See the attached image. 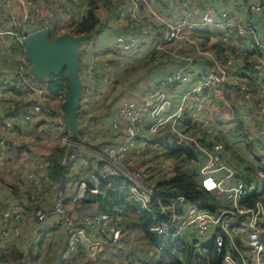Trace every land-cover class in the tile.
<instances>
[{
    "label": "built area",
    "instance_id": "obj_1",
    "mask_svg": "<svg viewBox=\"0 0 264 264\" xmlns=\"http://www.w3.org/2000/svg\"><path fill=\"white\" fill-rule=\"evenodd\" d=\"M60 1L65 3L67 0ZM70 1L74 6L82 4L80 0ZM126 1L128 7L119 10L118 16L133 20L140 28V36L138 38L117 36L102 49V52L108 50L114 54L125 53L134 58H143L148 53L166 50L167 46L176 41L192 44L194 41L189 37L192 33L207 26H216L224 30L218 38L224 55L220 57L215 52L204 51L209 54L206 58L211 59L214 70L199 78L193 86L190 84L193 71L188 66L195 59L191 55H185L182 57L184 66L172 71L165 80H160L145 99L140 102L122 101L116 111V117L110 122V127L118 132L121 139L114 144H101L99 148L90 143L91 134L98 124L91 107L97 106L102 97V92L97 88L101 65L90 64V60L95 59L97 53L95 47L85 43L80 47L88 83L81 86L76 110L79 129L75 139L71 138L70 129L63 121L61 108L66 99L65 89L57 94H51L48 90L28 81L25 72L30 64L23 56L19 62L23 89L34 93L37 99L31 101L22 112L0 120V174L4 173L2 171L11 160L9 150L16 153L25 151L20 150L21 147L16 142L17 133L29 131L32 124L44 116L47 117L49 112L54 117L51 125L60 134L63 145L65 144L66 150L61 163L67 169L62 178L52 180L48 175L46 158L40 157L30 162L21 157L14 160L12 168L7 171L12 175V170L14 171L15 179L28 190L29 198L35 206L36 224L32 229L29 245H34L37 236L44 230L59 229L63 231L65 237V248L57 257L56 264H101L108 261L125 263L127 232L122 224L124 207L117 204L114 198L119 201L132 200L139 210L152 211L150 205L152 186L147 184L143 171L128 157L133 152L140 154L147 143L151 149L153 147L159 149L162 144H168L170 140L157 139L159 132L168 129L176 134L177 143L183 141L194 143L196 149L205 155L206 159L200 168V184L205 190L221 195V198L218 199V207L213 212L199 207L181 195L158 198L156 212L160 219L151 226L150 231L155 235L173 239L186 234L200 243L209 238L214 245L218 264H264V168H256L249 173L245 170L234 171L222 157L225 148L222 140L213 141L210 146H205L193 137L179 132L177 126L190 96L209 87L221 92L217 87L219 84L229 82L232 77L230 69H237L236 73H240L242 67H245L246 59L242 56L247 54V49L244 39L240 40V37L246 35V29L239 22L227 18L225 13L224 18L216 21L211 12L206 11L196 19L183 17L169 25L165 38L169 39V42L159 40L157 44H163L161 49L152 48L146 51L138 48L146 31L142 28V20L136 16L137 0H129L130 5L128 0ZM84 3L86 6V2ZM252 8L259 10L257 5H253ZM23 36L18 39L19 43L22 42ZM252 47L259 52L264 51V38H255ZM87 55L88 60H85ZM179 85L187 88L181 95L178 106L173 110V100L167 96L168 90ZM239 88L243 102H252L245 85L239 84ZM1 90L0 85V96ZM47 102L58 110H50L46 106ZM220 116L222 119L229 117L225 111L221 112ZM257 117L263 120L264 108L258 107ZM122 121H125V126L122 125ZM206 125L212 126L207 122ZM66 131L69 133L66 134ZM143 131L146 135L141 136ZM258 133L264 138V126ZM152 135L155 138L153 143L149 138ZM139 139L141 148L136 152L135 147ZM216 144H219V147ZM5 188L13 190L11 186ZM72 190L74 193L70 195ZM111 192L120 195L111 198L109 196ZM253 194H260L262 199H254L249 203V198ZM88 196L106 198L111 207L103 211L97 204H93L96 206L94 210L81 212L78 203ZM65 203L72 206L69 210L73 211V216L65 208ZM49 205L51 209H48ZM23 222L24 209L17 198L8 199L7 202L0 201V250L4 252L9 250L8 242L21 235ZM81 253L85 257L83 260L79 258Z\"/></svg>",
    "mask_w": 264,
    "mask_h": 264
},
{
    "label": "crops",
    "instance_id": "obj_2",
    "mask_svg": "<svg viewBox=\"0 0 264 264\" xmlns=\"http://www.w3.org/2000/svg\"><path fill=\"white\" fill-rule=\"evenodd\" d=\"M199 1L202 2L203 7L199 9L198 11H193L192 8H195L197 3ZM213 1V6L209 5L210 2ZM55 5L59 7L58 5L62 3L60 0H56ZM86 6H87V1ZM82 2V5L80 7L73 6L70 3H62V8L69 13V15L72 16L71 20H77L80 17H82L86 11L85 3ZM129 2V0H128ZM137 2V4H136ZM135 2L136 4V16L142 20L143 25L142 28L146 31V33L143 35L142 38V44L138 46L139 49H152L154 46L159 43V39L162 40V36L166 31L167 24H173L176 23L178 20H180L183 17H189L191 19L198 18L201 14H203L206 11H210L211 14L214 16L215 20L218 21L223 17V13L226 14L227 18H232L234 21L239 22L242 24V26L246 29L247 33L244 37H240V40L244 39L245 46L247 49V54L244 56H248L249 59H256L264 61V51L254 54L252 51L256 52V50L253 49V41H255V38L259 37L264 38V0H137ZM23 4V2H22ZM108 6L103 5L101 2L99 3V9L97 11L98 18H99V24L96 28V30L92 33V36L86 40L85 44L90 45L92 47H95L96 55L94 56L95 59L98 61V63L101 65V73L98 77L97 82V88L102 92L101 100L99 101V104L97 106H92L91 109L93 113L95 114L96 118L98 119L97 127L93 130L90 138V143L94 145L95 147L101 146V144L110 143L114 144L118 141H120L121 136L118 135V132L113 130L110 127V122L116 117V110L118 107H120L122 101L124 100H135L136 102H140L143 99H145L155 84L161 79L159 75H156L157 72L149 73L148 76H153L147 83L146 76L139 79L137 76L132 77L131 81H129L130 88L127 87L124 88L120 86L121 80L126 77L129 72H133L135 70H140L135 68V66L139 63L141 59H133L129 57L125 53H119V54H111L108 50L104 53L102 52V49L106 47V45L110 44L117 36H126L128 38H138L140 36V28L137 26L133 20H130V18H121L118 16V11L121 9H126L128 7V3L126 0H113L107 2ZM24 5V4H23ZM50 5V4H49ZM130 5V2H129ZM195 5V6H192ZM253 5H257L259 7V10H254L252 8ZM210 6L212 8H210ZM215 6V8H214ZM50 7V6H48ZM23 9L25 7L23 6ZM154 9V10H153ZM100 10H103V13H100ZM65 11V12H66ZM26 12V11H25ZM26 14V13H25ZM103 14V15H102ZM50 23H53V18H47ZM35 28V27H34ZM40 28L36 27L34 30H31V33L36 30H39ZM224 32L223 29L218 28L216 26H207L200 30H198L196 33H192V36L200 37L199 39H202L204 44L208 46L209 50L212 52H215L218 56L222 57L224 55L223 51L219 55L220 52H218L217 48L215 47L216 44H218V38L219 36ZM59 35V33H57ZM147 34V35H146ZM198 39V38H197ZM198 39V40H199ZM10 42V40L1 41L0 44H6L5 48H7V44ZM232 40L229 41L231 43ZM89 43V44H88ZM185 43L182 41H176L173 43V50L174 55L171 56L166 60H162L161 63H157V67L159 68V71H167L170 70V72L175 71L179 69L180 67L184 66V61L182 59L183 55H191V53L195 50V43L190 44L189 46H185ZM239 46L237 47V49ZM175 49L177 51H175ZM82 51V48L81 50ZM81 60H82V56ZM195 61L188 66L190 70L193 71L192 79L190 80L191 86H193L199 78L203 77V70L202 67H208L207 62L203 59L194 57ZM124 60V63L122 62ZM83 61V60H82ZM144 62V61H142ZM251 63H248L250 65ZM257 64V63H255ZM254 64V65H255ZM124 67V68H123ZM134 67V70L131 69ZM264 67V65L260 66ZM30 68V65H29ZM123 69V72H120L118 69ZM147 67H144L145 69ZM251 68L245 67L243 69V72L236 73L237 69L231 68L232 77L222 88L223 85H219L221 92H217L219 94H215V89L212 87H209L208 89L204 90L203 92L194 94L190 96L189 102L187 107L183 110V113L181 115V118L179 119L177 126L178 129L185 131L188 126H191V131L187 132L186 134H189L191 136H194L193 134L195 132V129L199 130L200 133H203L205 130L208 131V133L219 135L220 133L224 134L225 140H228V144L230 149L237 154L245 161L244 166L250 167L251 171L253 169H256L257 167V161H253V157L250 155L249 151L255 153L259 151L260 148L263 149L264 147V138L262 136L259 137L258 131L260 130L264 125V118L263 120L258 119V105L256 106L254 104V108H250L248 110L251 114H248V111L246 110V113L248 115H245V102L242 103V106L238 108L237 103L240 102L239 99L240 95L238 96V88L239 84L242 82H245L247 84L248 77L240 75L241 73L246 74V71ZM84 69V68H83ZM164 72V73H165ZM255 72H257V69L255 68ZM81 73H83L81 75ZM166 74V73H165ZM164 74V75H165ZM168 74V73H167ZM166 74V75H167ZM163 75V76H164ZM165 75V76H166ZM247 75V74H246ZM14 74H8L7 76L0 77V85L2 87L1 90V96H0V120L5 117H10L14 113L22 112L27 106H22V104L27 103V105L31 101H35L37 98H35V94L29 91H25L23 89L22 82H12ZM78 76L79 80L81 82V86L86 85L88 83L86 74L82 70L79 73L78 70ZM164 76V77H165ZM249 76V75H248ZM258 81V84L256 82L257 88H264V78H260L258 76H254ZM163 78V77H162ZM30 82L32 84H35L39 86L41 89L48 90L51 94L52 93L47 84L44 82V80H37L32 77H28ZM125 80V79H124ZM123 80V82H124ZM130 80V79H129ZM122 82V83H123ZM186 86H177L174 89L168 91V97H170L173 100V110L176 108L179 104L181 95L186 91ZM117 92V93H116ZM124 92V93H123ZM215 94V95H214ZM28 95H30V98L27 100ZM221 96V97H219ZM225 97V101L222 103L218 102V98ZM259 102L264 100V97L262 99H256ZM17 103L20 105L18 106ZM113 104H116L113 106ZM232 105L230 106L227 105ZM46 106L50 110H58L54 108L51 104L46 103ZM227 108H230L228 110ZM234 108L238 112V114L244 119V128L246 129L248 140H250L249 145L245 141H242L240 138L233 139L231 137L226 136L225 130H229L230 127L233 126L234 122ZM62 111V108H61ZM227 112L229 117H226V119H222L220 114L221 112ZM63 112V111H62ZM214 114L217 115V122L221 123L220 127L222 126V130L219 128L217 129L216 125L215 127H208L205 122V117L214 118ZM213 115V116H212ZM245 117H247L250 120H253L254 127H252L250 124H247ZM53 115L51 112L47 113V117L44 116L40 118V120L32 124L30 127L28 134L30 135L33 133V141L34 143H38L40 145L31 146L29 148L31 158H46L48 159V155L51 151L54 149H51L53 145H55V142L60 143V134L58 131H56L53 128L52 120ZM190 118V119H188ZM205 119V120H204ZM45 121V122H44ZM185 121V123H184ZM148 120L145 121V125H147ZM122 125L125 126V121H122ZM76 126H77V115H76ZM261 126V128H259ZM68 127V126H67ZM180 127V128H179ZM206 127V128H205ZM35 130V131H34ZM169 132H172L171 130H168ZM220 131V133H219ZM22 133V134H19ZM25 132H18L17 138L21 139L24 137ZM162 132H159V134ZM146 135V132L143 131L141 133V136ZM197 136V134H196ZM200 137V136H197ZM196 137V138H197ZM144 138V137H142ZM161 139V136H160ZM167 139V138H165ZM215 141V138L213 137ZM171 138L169 137V139ZM226 140V141H227ZM201 141V140H200ZM204 142L205 146H210L206 141L202 140ZM141 140L136 144V152H138L141 148L140 145ZM61 144V143H60ZM235 144V145H233ZM20 145V144H19ZM20 150H27V147L20 145ZM161 148L157 149L158 151ZM225 149V148H224ZM135 153V152H133ZM145 153L136 154L137 156H131L129 154L128 159L134 160L135 158L141 159L146 158L144 157ZM199 159H200V166L201 167L204 164V161L206 159L205 155L201 152L198 153ZM236 155V153H235ZM162 156V155H161ZM224 156L225 159L230 161L228 157V151H225L224 154L222 152V157ZM236 157V156H235ZM235 159V158H234ZM172 160V159H171ZM231 162V161H230ZM171 163H174L171 161ZM249 164V166H247ZM244 166L241 167L242 170H244ZM259 166V165H258ZM253 168V169H252ZM16 190V191H15ZM12 191L7 190L6 188L3 189L0 186V201L4 202L6 199L18 197L24 195L25 201L29 199V193L28 190L24 187L23 191L19 190V188H15ZM91 205V206H90ZM86 205L84 208L81 209L82 212H87L94 210L96 206H93V204ZM96 205V204H94ZM105 207H111V204L109 201H105ZM136 209L138 207L134 205ZM81 208V207H80ZM126 210V208L124 209ZM139 210V209H138ZM125 212V211H124ZM124 215V214H123ZM30 217V215H26L24 218V222L22 225V234L20 237L25 236L27 233H32L33 227L29 224H26L25 221H27ZM34 219V218H33ZM124 219V216H123ZM123 224V220H122ZM123 226L126 229V232L128 233V225L125 223ZM32 229L30 230V228ZM49 230V229H48ZM56 229L52 231V234L50 236L52 242H45L43 241L41 244L39 243L38 250V256L41 258V262L43 264H52V260L56 257V252L60 250L62 246H64V234L63 232ZM29 235V234H28ZM31 236V234H30ZM29 236V238H30ZM13 238L11 241H9L10 244L9 250L6 251V253H11L13 249L15 250H21V243L19 241V238ZM28 238V237H27ZM60 240V241H59ZM55 241V242H54ZM54 242V243H53ZM55 248L58 247L57 251L50 252L44 255L42 254L43 251H46L48 248ZM126 255L129 254L130 251L126 247ZM4 252V251H3ZM43 256V257H42ZM50 258V262L49 261ZM1 261H5L3 258H1ZM9 263H14V261L8 260ZM36 259L31 258V260H28L25 256L23 260L18 262L19 264H37ZM39 262L38 264H40ZM101 264H117L115 261H108V263H101Z\"/></svg>",
    "mask_w": 264,
    "mask_h": 264
},
{
    "label": "trees",
    "instance_id": "obj_3",
    "mask_svg": "<svg viewBox=\"0 0 264 264\" xmlns=\"http://www.w3.org/2000/svg\"><path fill=\"white\" fill-rule=\"evenodd\" d=\"M23 2L22 6L27 9L25 14V18L22 19V21H27L28 24L32 27H38V28H45L48 32V35L50 38H54L57 34L55 32V28L53 26H49L50 23L47 18H44L40 13H38L39 9L35 8L38 6L48 5V4H55L56 0H21ZM81 2L87 1V0H80ZM67 3H70L74 6V3L70 0L66 1ZM102 3L105 6H108L107 2L105 0H88L87 1V7L84 15L80 17L77 20H71V22L67 26L66 32L72 33L74 35H81V34H91L93 33L98 24H99V18L97 11L99 9V3ZM27 4L28 7L25 6ZM82 4H77V7H80ZM61 10L66 11L62 8V3L58 5ZM3 11L0 10V13ZM67 12V11H66ZM9 19V17H8ZM8 19L5 22H8ZM21 21V22H22ZM27 24V25H28ZM24 24L21 23L20 29H17L16 26L11 25L9 29L6 31L10 32H16L20 34L21 29L24 28ZM11 34V33H10ZM26 34V33H25ZM24 34V35H25ZM147 35V34H146ZM160 40V39H159ZM3 41V40H2ZM86 40L83 41L82 44H84ZM81 44V45H82ZM80 45V47H81ZM217 48L219 55L222 52V45L218 42V44L215 45ZM81 49V48H80ZM20 51V54L22 57L24 56L23 47L22 44L19 43L18 40H16L15 36H11L9 47L6 48V52H13L11 54H14L16 51ZM11 51V52H10ZM253 53H258L259 51L256 50V52L252 51ZM1 53V52H0ZM79 50V71L81 72L82 65H81V55ZM173 54V44L166 47V50H160V51H154L152 52L150 59L146 60L145 62H142L140 64V67H148L150 63L153 61H156L158 59L166 60L170 56L167 54ZM16 55V54H15ZM15 55H10L13 62H10V60H7L6 58L3 60V63L5 65V68L3 71H0V77H5L8 74H10L9 69L11 67H14V61ZM171 55V56H173ZM185 56V55H183ZM247 56L244 57L246 59ZM147 59V58H146ZM13 63V64H10ZM83 63V61H82ZM161 63V62H159ZM250 63V62H248ZM247 62H245V67H250V69L247 68V70H251V73L248 75L241 73L240 75L248 77L247 84L249 87L252 86V88L257 89L256 82L258 81L255 76V67L254 63H251L248 65ZM84 65V63H83ZM244 67V69H245ZM134 70V67L131 69ZM29 68L26 70L25 78L30 76L32 78H35L37 80H44L37 77L32 76L28 73ZM14 79L20 80V74L16 73L13 76ZM44 82L47 84L49 90L57 94L60 90L63 88L66 91V97L68 94V81L65 76V70H63L61 73L57 75H51L47 80H44ZM258 84V82H257ZM238 92L241 94L240 88H238ZM242 96V94H241ZM250 108H254V101L253 102H246L245 103V113L246 110H250ZM234 122L233 126L230 127L229 130H227V136L231 137L233 139L240 138L242 141H245L247 145H249L250 140H248V135L246 132V129L244 128V119L238 114V112L235 110L234 113ZM248 114H251L248 111ZM247 113L245 115H248ZM247 118V117H245ZM190 119V118H188ZM185 123V121H184ZM264 126V125H263ZM261 128V126L259 127ZM199 130L195 129V132H198ZM258 131V130H257ZM200 132V131H199ZM211 133H208L207 130H205L202 135L208 136ZM200 136L198 140L202 139L203 136ZM259 137L261 136L258 133ZM169 139V137L172 139V146L166 148L164 152V157L168 159H172L174 163L172 168V174L167 176L164 174L163 176L152 177V182L149 180V178H146L147 184L152 186L153 189V195L151 198V207L153 208L152 211H145V210H138L134 207V202L132 200H117L115 199V202L119 205H123L124 209V219L123 224L125 223L128 225V233L125 238L126 247L130 251V264H218L219 260L216 256L215 249H213V243L210 242V244L204 246V243L198 242L195 238H190L186 234L180 238H170L168 236H158L150 232L151 226L159 222V217L157 215V199L166 197V196H176L181 195L187 198L188 201L198 205L201 208L208 209L210 211H214L218 206V197L214 192L205 190L201 184V175L198 172V163L200 164V159L198 153H200L199 150L196 149V147L189 143L187 146L182 143L176 142V134L173 132H169L168 129L162 131L157 136L158 139ZM215 138V141L222 140L223 144L225 145L226 151H228V157L230 161L227 160V162L230 165H233V168L236 170H239L234 164V158L235 153L230 149L229 144L225 140V138ZM212 141L209 142V145H211ZM64 152H60L59 149H54L51 151L48 155V175L52 180H57L58 178H62L65 173L67 172V169L65 166L61 163V158ZM162 157V156H161ZM257 161V164L259 160L256 158H253V161ZM154 162V161H152ZM260 167V165L258 166ZM245 172L249 173L251 172L250 167L244 166ZM120 194L117 192H111L110 197H118ZM254 199H262L260 194L256 195L253 194L249 198L250 201ZM213 200L215 204L210 203L209 205L206 204L207 202ZM105 201L106 198L103 197H97V196H88L84 199H82L78 205H80L81 208L79 210L81 211L82 208H84L86 205L90 204H97L103 211H107L109 209L105 207ZM82 212V211H81ZM63 232V231H62ZM20 237V236H19ZM18 238V237H17ZM139 240L142 241L143 245L139 246ZM27 242V241H26ZM41 244V243H40ZM32 245L27 244V247H31ZM50 248V247H49ZM65 246H62L60 250L56 252V257L54 260H52V264H56L58 261L57 257L63 253ZM198 251H202V254H200ZM10 256H1L5 261L9 262L8 260L11 259V261L14 262H20V260H23V258L26 256L25 253L22 250H15L9 254ZM43 257V256H42ZM80 259H84V254L81 253L79 255ZM57 259V260H56ZM103 263V262H101Z\"/></svg>",
    "mask_w": 264,
    "mask_h": 264
},
{
    "label": "rangeland",
    "instance_id": "obj_4",
    "mask_svg": "<svg viewBox=\"0 0 264 264\" xmlns=\"http://www.w3.org/2000/svg\"><path fill=\"white\" fill-rule=\"evenodd\" d=\"M88 1V0H87ZM106 2H108L109 0H105ZM110 1H113V0H110ZM121 1H124V0H121ZM213 4V1H211L210 2V4L209 5H211V6H213L212 5ZM196 5V7L195 8H192L193 9V11H198L199 9H201L202 7H203V5H202V2L201 1H199V3H197V4H195ZM195 5H192V6H195ZM25 6L26 7H28L27 6V4H25ZM48 6H50V7H48ZM88 6V5H87ZM86 6V7H87ZM210 6V8H212ZM36 9L38 8L39 9V11H38V13H40L44 18H53V20H54V22L53 23H49L48 25L49 26H53L54 28H55V32H57V33H59V34H61V33H63V32H66V30H67V26H68V24L70 23V19L72 18V16L71 15H69V13H67V12H65V11H63V10H61L60 9V7H57L55 4H48V5H44V7L43 6H38L37 5V7H35ZM214 8H215V6H214ZM0 10H2L3 12L2 13H0V42L2 41V40H4V41H6L7 40V38H8V40H10L11 39V36H15V38H16V40H18L20 37H22L23 35H24V33H26V32H30L31 30H34L35 28L34 27H32V26H30V24H28L27 23V21H22V19H24L25 17V11H27V9H23V6H22V1L21 0H0ZM154 10V9H153ZM104 11L103 10H100V13H103ZM104 14V13H103ZM102 14V15H103ZM8 17H9V19H8ZM8 19V22H5L6 20ZM22 21V22H21ZM21 23H23L24 25L23 26H25L24 28H22L21 29V32H20V34H18L17 33V31L16 32H10V31H6L7 29H9L10 27H11V25H14V26H16L17 27V29H20V25H21ZM28 24V25H27ZM169 25H171V24H167V27H166V30H167V28H168V26ZM166 32V31H165ZM10 33H13V34H10ZM167 33L168 32H166L165 33V35L163 34V36H164V40H161L162 42H169L168 40L169 39H165L166 37H167ZM92 34V33H91ZM58 34H56V36H57ZM190 38H192V40L194 41V43H195V50L191 53V56H193V57H197V58H200V59H204L206 62H207V66L208 67H202V65H201V68L203 69V70H201V72L202 71H204L203 72V77H205V75H206V73H208L210 70H214V65H213V63H212V61H211V59H207L206 57H208V55L209 54H207V53H205V52H208V53H210V52H212L211 50H209V48H208V46L207 45H205L204 44V42H203V40L202 39H199L200 37H197V36H192V35H190L189 36ZM199 40H198V39ZM188 42H185V46L187 47V46H189L190 44H187ZM89 44V43H88ZM140 44H142V43H140ZM5 45L6 44H0V71H3V69L5 68V65H4V63H3V60L6 58L7 60H10V62H13V60H12V58H11V56L10 55H15L14 56V58H15V61H14V67H11L10 69H9V72H10V74L12 75V74H18L20 71H19V62H20V60H21V58H22V55L20 54V51L18 50V51H16V52H14V54H11V53H13V52H11V53H9V52H6V48H5ZM158 44H156L155 46H154V49H161L162 47H163V44L161 45V44H159L158 45V47L156 48V46H157ZM106 46H108V44L106 45ZM9 47V43L7 44V48ZM153 49V50H154ZM146 51L148 50V49H145ZM152 50H150V52H151ZM175 51H177L176 49H175ZM205 51V52H204ZM110 52V51H109ZM200 52V53H199ZM240 53V52H239ZM111 54H113L112 52H111ZM254 54H256V53H254ZM113 55H115V54H113ZM152 54L150 53H148V55L147 56H145V57H143V59L142 60H140L139 61V63L135 66V68H137V69H140V70H135V71H133V72H129V74L126 76V77H124L122 80H121V82H120V86L121 87H123L125 84V86H124V88L125 87H127L128 89L130 88L129 86H131L130 84H129V86H128V83H129V81H131V79H132V77H138L139 79H141V78H143L144 76H146V81H145V83H147L148 81H150V80H152L151 78L153 77V76H148V75H150L149 73H152V72H157V74L156 75H159L160 77H161V81H163V80H165L166 78V76H168V74H170L171 72H170V70H167L166 72L165 71H159V68L157 67V63H159V62H162V60L161 59H158V60H156V61H153L152 63H150V65L147 67V68H145V69H143V67H140V64L142 63V61H146V60H149L150 59V56H151ZM248 55V54H247ZM129 56V55H128ZM129 57H131V58H133V59H141V58H134V57H132V56H129ZM243 58H244V56H242ZM147 58V59H146ZM85 60H88V55H87V57L85 58ZM256 59H249L248 58V56L246 57V61L245 62H250V63H257V64H255L254 65V67L257 69V72H256V76H258V77H260V78H264V67H261V68H259V66H262V65H264V61H262V60H257V61H255ZM122 62L124 63V60H122ZM10 64H13V63H10ZM90 64H98V61L97 60H95V59H91L90 60ZM81 65H82V69L84 68V65H83V63H82V60H81ZM124 68V67H123ZM243 69H244V67H242V72H243ZM120 72H123V69L121 70V68H119L118 69ZM83 71H84V73H85V70L83 69ZM167 74H165V73ZM26 73V72H25ZM79 73H80V71H79ZM100 73H101V71H100ZM251 73V70H248V71H246V74L247 75H249ZM83 73H81V75H82ZM166 76H165V75ZM165 77H164V76ZM163 77V78H162ZM26 79L28 80V81H30L28 78H27V76H26ZM125 79V80H124ZM130 79V80H129ZM19 80V79H18ZM18 80L16 81V79H12V82H14V81H16V82H18ZM123 80H124V82H123ZM159 80V81H160ZM158 81V82H159ZM19 82H22L21 81V78H20V80H19ZM123 82V83H122ZM157 82V83H158ZM156 83V84H157ZM227 82H225V83H223V84H219V85H223L222 86V88H224V86H225V84H226ZM155 84V85H156ZM241 84H243V85H245V87H246V89H247V91H248V93H249V95H250V98L252 99V102L254 101V104L257 106H260V107H262V108H264V100H262V101H258V100H256V99H262L263 97H264V90L263 89H261V88H257L256 90H255V88H252V86L251 87H249L248 86V84H246L245 82H242ZM218 85V86H219ZM217 88H219L220 89V87H217ZM172 89H174V87H170L169 88V90L168 91H170V90H172ZM64 92H65V94H66V91L64 90ZM117 93V92H116ZM124 93V92H123ZM215 94H219V93H217V91H216V89H215ZM214 94V95H215ZM238 94V96L240 95V98L241 99H239L240 100V102L239 103H237V106H238V108L240 107V106H242V103H243V99H242V96H241V94L238 92L237 93ZM219 97H221V96H219ZM30 98V95H28V97H27V100ZM170 98V97H169ZM223 101H225V97H223V98H218V102L219 103H222ZM64 102V101H63ZM48 104H49V102H48ZM17 105L19 106L20 104L19 103H17ZM116 104H113V106H115ZM22 106H27V103H25V104H22L20 107H22ZM230 106H232V105H230ZM118 109V108H117ZM228 110H230V108H227ZM245 109V108H244ZM117 111V110H116ZM234 111H235V108H234ZM213 116V115H212ZM214 118H211V116L209 117V118H206L205 117V122H207V123H209V124H212V128L213 127H215L216 125H218L216 128L217 129H221L222 130V132H223V128H222V126L220 127V124L221 123H218L217 122V115L216 114H214V116H213ZM246 119V122H247V124H250L252 127H254V122H253V120H250V119H248V118H245ZM209 127V126H208ZM180 128V127H179ZM206 128V127H205ZM78 129L79 128H77V131H78ZM179 130V132H181V133H187V132H189V131H191V126H188V128L185 130V131H182V130H180V129H178ZM35 131V130H34ZM77 131H76V133H77ZM67 132L68 131H66V134H67ZM164 132V131H163ZM69 133V132H68ZM70 133H71V138H72V131L70 130ZM212 133V132H211ZM219 133H220V131H219ZM19 134H22V133H19ZM193 134H195L194 136H191V135H189V134H187L188 136H190V137H193L196 141L198 140V138L199 137H197V136H201L202 135V133H200L199 131L198 132H194ZM196 134H197V136H196ZM225 134H226V136H227V129L225 130ZM24 137H22L21 139H18V138H16V142L18 143V144H20V145H22V146H24L25 148L27 147V150H25V151H22V153H16V152H13V151H11V150H9L10 151V155H11V160L8 162V166H7V168H5L2 172H4L3 174L1 173L0 174V186H1V188H3V189H5V187H10L11 186V188H13L14 190H15V188H19V190H22V188H23V190H24V187H23V185H21L20 183H19V181H18V179H15V177H14V171L12 170V173H13V175L12 174H10V173H7V171L9 170V169H11L12 167H11V165H12V162L14 161V160H19L21 157H24V158H26L28 161H30V162H32L33 161V159L34 158H31L32 156L30 155V152L31 151H29V148L31 147V146H36V145H40V144H38V143H34V141H33V138H34V136H33V133H31L30 135L28 134V132H25L24 133ZM161 135H162V133H161ZM75 136H76V134H75ZM203 136V138L202 139H200V140H198L201 144H203L204 145V142L202 141V140H204V141H206V143H208L210 140H214L213 139V137H216V138H221V137H223V138H225V136H224V134H222V133H220L219 135H216V134H210V135H208V136H204V135H202ZM197 137V138H196ZM149 138H151V141H152V143L155 141V138H154V135H152V136H149ZM75 139V138H74ZM158 139V138H157ZM163 140V139H162ZM227 140V139H226ZM229 140V139H228ZM228 140H227V143H228ZM218 141V140H217ZM216 141V142H217ZM211 142V141H210ZM213 142V141H212ZM61 143V144H60ZM60 143H59V141L58 142H55L54 144L55 145H53V147L51 148V149H59L60 150V152L62 151V152H65V150H66V148H65V144L63 145V143H62V140L60 139ZM190 142H187V143H184V141H183V144H189ZM172 144H173V142H172V139L170 140V142L168 143V144H162L161 146H159V147H161V149L158 151L157 150V148H152L151 149V146H148V143L145 145V148H144V150L142 151V153H145V154H143L144 155V157L146 158V160L144 159V158H141V159H138V158H135L134 160H132L131 159V162L132 163H134V164H136L142 171H143V173L145 174V177L146 178H149V180L152 182V177L153 176H155L156 175V177H160V176H163L164 174H166L167 176H169V175H171L172 174V168H173V164L171 163V159H168V158H165L164 157V152H165V150H166V148H168V147H170V146H172ZM209 144V143H208ZM186 145V146H187ZM193 145L195 146V144L193 143ZM233 145H235V144H233ZM216 146L217 147H219V144H216ZM158 147V148H159ZM226 151V149H224V151H223V154H224V152ZM249 151V153H250V155L253 157V158H256L257 160H259V162H258V165H260V167H258V165L256 166L257 168H264V147H263V149L262 148H260L259 149V151L258 152H256L255 151V153H253V152H251L250 150H248ZM236 153V157H235V159H234V165L239 169V171L241 172L242 171V168L241 167H243L244 166V164H245V161L237 154V152H235ZM161 155H162V157H161ZM131 156H137L136 155V153H131ZM223 159L225 160V162L228 164V165H230L228 162H227V159H225L224 158V156H223ZM152 161H154V162H152ZM129 163H130V161H129ZM200 166V164L198 163V168H199V173H200V168L201 167H199ZM231 167H232V169L235 171L236 169H234L233 168V165H230ZM247 166H249V164H247ZM253 169V168H252ZM237 171V170H236ZM20 191L21 193L22 192H25V191ZM10 191H12V189H10ZM16 191V190H15ZM74 193V191L72 190L71 191V193H70V195H72ZM216 195H217V197H218V199L220 200V198H221V195H218L216 192H214ZM14 198H17L18 200H19V202H20V204H21V206H22V208L24 209V218H25V216L26 215H30V217H28L29 219L27 220V221H25V223L26 224H29V225H31L33 228H34V225L36 224V221H34V215H35V206H34V204H33V202H32V200L29 198L28 200H26L25 201V199H24V195L23 196H21L20 198H18V197H14ZM10 199H11V197H10ZM8 201V199H6L4 202H7ZM210 203H212V204H215V202L213 201V200H211V201H209V202H207L206 204H210ZM65 208H67V211L69 212V214L71 215V216H73V211L72 210H69V207L70 208H72V206H70V203H65ZM48 209H51V205H49V207H48ZM32 227L30 228V230L32 229ZM52 229L53 228H49V230H44L42 233H40L38 236H37V239H36V241H35V243H34V245H32L30 248L29 247H27V244H29V236H30V234H31V232L30 233H27L25 236H23V237H20L19 238V241H20V243H21V250L25 253V255H26V257H27V259L28 260H31V258H34V259H36L37 261H36V263L38 264L39 262H41V258H39V256H38V253H39V251H37L38 250V247H39V243H42L43 241H45V242H52V240L51 239H48V238H50V236H51V234H52ZM61 232V231H60ZM151 232V231H150ZM152 233V232H151ZM21 234H22V231H21ZM29 234V235H28ZM154 234V233H153ZM28 237V238H27ZM27 241V242H26ZM60 241V240H59ZM210 239L209 238H205L204 240H203V243L205 244V245H208V244H210ZM55 242V241H54ZM53 242V243H54ZM9 243V242H8ZM10 244V243H9ZM138 245L139 246H142L143 245V243H142V241L141 240H139V243H138ZM57 251L58 250V247H55V248H48L46 251H43L42 252V254L44 255V253L45 254H47V253H50V252H54V251ZM12 252V251H11ZM200 254H202V251H198ZM11 254V253H10ZM0 256H10L9 255V253H6V252H3L2 250H0ZM115 260H116V258H114ZM21 261V260H20ZM47 262H50V258H49V261H46V263ZM130 262V253L128 254L127 253V255H126V260H125V263L124 262H121V264H130L129 263ZM0 264H19L18 262H14V263H9V262H7V261H1L0 260ZM40 264H43V262H41ZM50 264V263H49Z\"/></svg>",
    "mask_w": 264,
    "mask_h": 264
},
{
    "label": "water",
    "instance_id": "obj_5",
    "mask_svg": "<svg viewBox=\"0 0 264 264\" xmlns=\"http://www.w3.org/2000/svg\"><path fill=\"white\" fill-rule=\"evenodd\" d=\"M91 36L92 34L74 35L63 32L50 38L46 29H39L26 33L21 42L24 58L30 64L28 73L32 76L47 80L51 75L65 70L69 89L62 103L63 121L72 131V139L77 131L76 110L81 95L79 50L83 41Z\"/></svg>",
    "mask_w": 264,
    "mask_h": 264
}]
</instances>
